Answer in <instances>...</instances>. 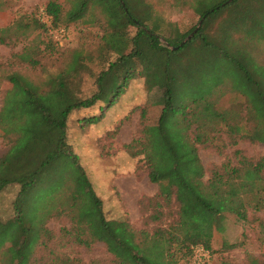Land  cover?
I'll use <instances>...</instances> for the list:
<instances>
[{
  "label": "trees",
  "instance_id": "obj_1",
  "mask_svg": "<svg viewBox=\"0 0 264 264\" xmlns=\"http://www.w3.org/2000/svg\"><path fill=\"white\" fill-rule=\"evenodd\" d=\"M183 1L198 20L179 27L165 23L148 0H46V24L33 20L42 31L40 50L46 49L47 42L63 46L66 27L72 23L98 26L105 67L97 73L95 89L87 96L82 95L79 81L86 68L80 50L44 82L16 71L6 76L0 139L8 148L0 156V190L19 186L14 215L6 221L0 219V249L15 248L8 264H43L36 252L49 233L46 220L67 211L78 222L82 213L76 214L74 206L79 190L84 192L83 201L93 206L92 213L83 215L88 217L94 237L113 256L105 264H168L159 258L163 251L171 260L191 257L194 261L195 246L210 252L213 235L222 231L226 213L246 220L248 207L264 212L263 160L243 162L239 167L225 164L206 177L199 155V145L207 146L220 131L232 135L230 144L237 143L238 137L264 144V77L253 69L260 63L252 53L264 44V35L262 30H251H260L264 23V0ZM27 26L15 21L0 28V44L26 38L22 29ZM60 29L65 36L56 38ZM161 37L167 45L161 43ZM26 46L18 56L34 62V53ZM247 57L253 66L247 65ZM232 66L240 74L236 86L221 79L223 73L229 78ZM137 76L143 78L148 93V106L141 111L143 122L154 110L151 95H159L161 100L155 119L151 118L158 138L140 151L148 179L157 185L149 200H156V206L162 200L169 213L175 208L172 221L151 231L165 246L160 253L152 251V256L139 248L128 222L106 219L102 200L93 191L70 141L69 125L76 115L81 116L79 126L85 121L100 123ZM227 90L237 99L231 109L223 102ZM98 103L107 109L88 114ZM125 147L136 154L132 143ZM64 166L67 169L60 171ZM158 218L152 215V219ZM258 225L264 231V222ZM54 264L76 263L64 257ZM250 264H258V260Z\"/></svg>",
  "mask_w": 264,
  "mask_h": 264
},
{
  "label": "rangeland",
  "instance_id": "obj_2",
  "mask_svg": "<svg viewBox=\"0 0 264 264\" xmlns=\"http://www.w3.org/2000/svg\"><path fill=\"white\" fill-rule=\"evenodd\" d=\"M148 1L153 4L155 14L165 23L173 22L179 27H184L195 24L198 20V15L183 0ZM45 3L46 0H1L0 28L8 27L15 21L28 26L22 29L26 38L20 37L11 43L0 44V106L8 86L6 76L11 72H21L34 81L44 82L50 75L66 66L75 50H80L86 68L79 81L82 95L87 96L95 89L97 73L105 67L104 53L99 47L102 30L98 26H86L82 22L72 23L66 27L67 37L63 46H56L55 43L51 46L47 42L46 49L40 50L43 44L41 43L42 31L34 26L33 20L46 24L43 14ZM65 6L67 8L68 4ZM251 30L254 31L253 33L262 30L264 35V23L262 22L260 30L254 27ZM131 32L133 33V30ZM46 36L51 38L49 31H46ZM162 39L163 37L160 38L161 43L165 44L166 42ZM25 45L30 46L28 52L34 53V62L19 58L18 54L23 52ZM252 53L260 63L258 64L260 68L253 67V69L260 77H264V44L257 46ZM245 59L248 62L247 65H252L249 57ZM239 75L232 66L229 69V78L223 73L221 79H224L226 83L233 82L236 86ZM225 93L224 106L227 105L231 109L230 106L233 107V102H237V99L230 94L229 90ZM151 98L154 102V110L147 113L143 122L141 111L148 106V93L144 87L143 78L137 76L131 80L116 103L109 107V113L100 123L89 124L85 121L84 125L79 126L78 122L81 119L78 118L81 116L77 118L76 115L69 125L73 150L79 156V162L88 175L93 191L102 200L104 216L108 220L128 222L136 233V243L139 248L144 249L147 254L151 253L150 256L153 254L152 251L160 253L165 248L160 239L151 235V231L175 218L174 207L170 209L173 213H169V207L162 200L160 206H156V200H149L154 195H149L151 181L148 179L147 164L140 151L149 141L158 138L156 122L151 121V118L155 119L160 109L159 102H161L159 95H151ZM103 106L104 103H98L88 114H100L105 108ZM231 138L232 135L220 131L207 146L199 145V155L205 167L206 177L213 169L221 168L225 164L239 167L247 161L254 163L259 160L264 161V144L250 142L244 138L238 139L239 137L237 143L230 144ZM129 143H132V152L136 153L134 156L125 147ZM7 148L8 143L0 139V156ZM70 168L73 171L72 167ZM65 169L67 166L60 171L64 172ZM262 176L264 178V168ZM111 178L121 181L125 191L113 185ZM134 178L137 179L142 191L139 197V191L133 189ZM153 186L157 187L155 183ZM18 189L17 185H7L0 190L2 221L14 215L13 201ZM40 194L42 195L43 192H39ZM83 194L84 192L77 191L75 199V213L78 215L82 213L83 216L79 215L78 222L75 223L72 220V214L67 211L53 214L46 220L49 233L43 238V243L36 252L43 264H54V261L59 263V260L64 257H69L76 264H105L113 258L106 244L94 237L88 217L85 219L83 215L85 212L92 213L93 207L92 204L83 201ZM65 195L62 194V196ZM152 215H157L159 218L152 219ZM260 221L264 222V212L254 211L252 207L247 208L246 220H239L235 215L226 213L223 229L213 235L210 257L204 264H250L255 258L258 264H264V231L258 225ZM226 244H236V246L228 248ZM14 251V245L3 246L0 249V264H8V259L14 257ZM159 258L164 259L168 264L172 262L195 264L191 257L171 260L165 251Z\"/></svg>",
  "mask_w": 264,
  "mask_h": 264
},
{
  "label": "built area",
  "instance_id": "obj_3",
  "mask_svg": "<svg viewBox=\"0 0 264 264\" xmlns=\"http://www.w3.org/2000/svg\"><path fill=\"white\" fill-rule=\"evenodd\" d=\"M65 36V31L63 29H60L56 32L55 37L61 38ZM194 263L195 264H204L206 260L210 257L209 250L205 249L202 246H195L194 247Z\"/></svg>",
  "mask_w": 264,
  "mask_h": 264
},
{
  "label": "crops",
  "instance_id": "obj_4",
  "mask_svg": "<svg viewBox=\"0 0 264 264\" xmlns=\"http://www.w3.org/2000/svg\"><path fill=\"white\" fill-rule=\"evenodd\" d=\"M107 113H109L108 110H107L104 118L107 116ZM114 118H115V116H114ZM111 179H113V181H112L113 185H115L121 191H125L121 181H117L116 178H111ZM153 184L154 183H152V182H150V184H149V191H150L149 195H151V196L154 195L157 192V187L153 186ZM130 186H131V184H130ZM133 189H134V191L135 190L139 191V195H138V197H139L141 195L142 191H141V189L138 186V181H137L136 178H134V180H133Z\"/></svg>",
  "mask_w": 264,
  "mask_h": 264
},
{
  "label": "water",
  "instance_id": "obj_5",
  "mask_svg": "<svg viewBox=\"0 0 264 264\" xmlns=\"http://www.w3.org/2000/svg\"><path fill=\"white\" fill-rule=\"evenodd\" d=\"M199 24H200V22H199ZM196 29L193 31V33L196 31ZM193 33H191L189 36H187V38L184 40V42L187 41L193 35ZM162 41L165 42L163 39H162ZM165 44L167 45V43H165ZM168 47L171 48V49H175V47H171V46H168Z\"/></svg>",
  "mask_w": 264,
  "mask_h": 264
}]
</instances>
